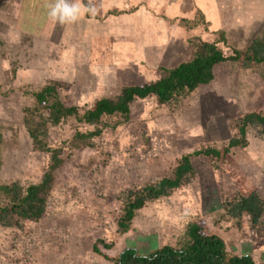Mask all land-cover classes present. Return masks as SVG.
I'll list each match as a JSON object with an SVG mask.
<instances>
[{"label": "rangeland", "instance_id": "rangeland-1", "mask_svg": "<svg viewBox=\"0 0 264 264\" xmlns=\"http://www.w3.org/2000/svg\"><path fill=\"white\" fill-rule=\"evenodd\" d=\"M104 3L103 10L91 14L101 17L107 10H121L118 0ZM135 3L139 10L131 18L110 15L90 24L74 23L72 30L49 18L44 30L22 26L17 37L0 23V185L38 183L46 170L48 155L32 152L21 110L31 104L29 94L47 82L66 83L61 100L82 111L101 97L116 95L122 86L155 81L160 66L186 61L188 38L213 41L215 32L224 30L227 43L219 47L229 55L264 32V0H129L126 9ZM182 18L200 19L205 25L188 29ZM259 111H264V70L230 64L218 66L208 86L171 109L153 97L136 100L130 104L129 121L104 131L94 141L96 149L64 154L65 164L55 173L56 186L40 222L23 230L0 227V264H114L125 249L142 256L174 246L192 220H204L228 253L264 262V232L248 222L237 231L218 220L224 197L238 187L214 172L204 156L190 158L194 181L169 198L147 203L126 234L116 226L122 191L169 177L181 156L203 146L226 144L235 134L232 119ZM74 126L69 120L50 129L49 142L65 148L62 143L73 136ZM246 140L245 148L231 150L233 167L244 187L264 198V138L248 128ZM97 240L112 244L103 252L113 260L93 252Z\"/></svg>", "mask_w": 264, "mask_h": 264}, {"label": "trees", "instance_id": "trees-1", "mask_svg": "<svg viewBox=\"0 0 264 264\" xmlns=\"http://www.w3.org/2000/svg\"><path fill=\"white\" fill-rule=\"evenodd\" d=\"M85 5H89L83 0ZM109 11L108 15H118ZM87 18L101 19L93 14ZM105 16V17H106ZM103 18V17H102ZM181 25L194 29L205 25L203 20L190 21L182 18ZM208 24V23H207ZM206 24V25H207ZM213 41L199 37L186 40L190 50L186 61L176 66L158 67V78L152 82L122 86L114 96L101 97L89 108L80 111L76 105L68 106L61 100V93L68 85L59 81H49L38 90L29 94L31 104L21 110V120L31 141L32 152L47 154L48 163L38 183L22 185L19 181L0 185V227L23 230L26 225L37 224L47 213L48 202L56 186L55 173L61 169L66 158L64 154L83 148L96 149L94 141L104 131H115L129 121L130 104L136 100L153 97L161 106L173 108L181 104L197 89L208 86L215 78V69L223 64L239 66L243 70H264V32L256 36L243 50L231 49L226 55L219 44H226L224 30L215 32ZM74 122L73 136L56 147L49 142L48 132L52 128ZM85 126L92 130L81 131ZM248 128H255L264 138V111L251 112L238 116L231 121L235 132L222 146L207 145L181 156L175 163L169 177L145 184L141 189H127L118 196L121 199V215L117 218V232L126 234L134 219L149 202L169 198L173 192L196 179V171L190 158L204 156L214 172L220 174L238 188L229 197H224L219 213V221L231 224V228L241 231L248 222L252 229L264 232V198L254 188L244 187V179L234 169L231 150L247 146ZM3 144L0 126V149ZM112 244L97 240L92 250L106 260H113L103 250ZM114 264H255L251 256H236L228 253L222 239L207 229L204 220H192L186 224L184 232L174 246L164 245L148 254L139 255L133 249L123 250ZM258 264H264L260 262Z\"/></svg>", "mask_w": 264, "mask_h": 264}, {"label": "crops", "instance_id": "crops-1", "mask_svg": "<svg viewBox=\"0 0 264 264\" xmlns=\"http://www.w3.org/2000/svg\"><path fill=\"white\" fill-rule=\"evenodd\" d=\"M86 1L92 6H94L95 9H99V10H103L106 4L104 3L105 0H86ZM118 1L120 2V4H122L120 6L121 10L118 11L120 12L118 15H112L113 18L119 17L120 15H124L126 17L129 16L131 18V16L136 11L139 10L138 5L136 3H135L136 5H134L133 7L130 6L128 9H126V5H128L129 0H118ZM48 2L49 0H0V9H4V13L0 14V23L5 22L6 23L5 25H9L8 29L6 30V33L8 32L10 33V31L12 33L13 32L18 33V35L15 34L17 37H19V34H21V32L23 31L22 26L23 28L25 27L27 30H29V28L30 29L33 28V26L34 28L38 27L39 29L42 28L44 30L46 27V23L49 20V17L45 14L46 13L45 10H47L46 4ZM1 4H4V6H2ZM133 8H137V9H133ZM108 12L109 10H107L104 13V15L101 16L100 20H105L106 17L110 16V15L106 16ZM80 20L76 22L79 25H81V23L87 20L89 21L90 24L91 20L95 22V20L98 19L95 18L87 19L83 17L82 22ZM68 25L71 26V30H72L73 24H68ZM93 37L95 40H98L100 42L103 41L97 39V37L95 36Z\"/></svg>", "mask_w": 264, "mask_h": 264}, {"label": "clouds", "instance_id": "clouds-1", "mask_svg": "<svg viewBox=\"0 0 264 264\" xmlns=\"http://www.w3.org/2000/svg\"><path fill=\"white\" fill-rule=\"evenodd\" d=\"M46 8L48 17L62 26L74 24L85 14L95 12L94 6L85 5L83 0H49Z\"/></svg>", "mask_w": 264, "mask_h": 264}]
</instances>
